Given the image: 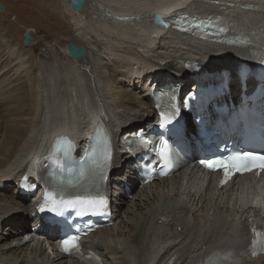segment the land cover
<instances>
[{
	"label": "bare ground",
	"instance_id": "6f19581e",
	"mask_svg": "<svg viewBox=\"0 0 264 264\" xmlns=\"http://www.w3.org/2000/svg\"><path fill=\"white\" fill-rule=\"evenodd\" d=\"M3 6L5 13L8 8ZM52 6L69 42L86 51L84 58L74 61L65 50L70 67L64 75L48 71L36 58V31L30 30L31 46H18L0 32V231L6 223L18 226L0 234V264H83L54 250L50 253L44 239L53 245L60 238V228L42 220L36 204L22 193L37 185L40 176L35 170L51 162L48 155L54 137H73L79 161L98 122L114 139L105 189L115 223L93 234L85 246L99 254L104 264H264V255L251 258L248 230L234 224L239 210L245 212L248 204L258 203L262 183L243 189L242 180L225 194L213 193L215 175L207 177L190 168L147 188L138 178L143 167L125 148V138L158 125L152 99L156 89L168 87L175 99L185 100L191 87L210 79L222 84L228 78L232 85H240L241 70H222L264 58V0H89L76 13L70 0ZM181 8L190 14L216 15L228 30L224 41L236 43L207 45L151 24L157 12L168 18ZM187 65L202 72L189 77V69L194 68ZM257 84L250 77L248 92ZM239 88L240 96L243 86ZM230 92L216 101L234 98L235 88ZM194 106L197 110L201 103ZM211 118L217 119L214 114ZM187 128L186 145L192 158H197L195 139L190 137L195 131L192 118ZM63 147L61 143L57 148ZM63 170L54 176L61 177ZM203 178L211 183L205 192ZM123 184H129L127 189ZM28 217L35 226L32 233L24 232L31 230Z\"/></svg>",
	"mask_w": 264,
	"mask_h": 264
},
{
	"label": "rangeland",
	"instance_id": "374dc122",
	"mask_svg": "<svg viewBox=\"0 0 264 264\" xmlns=\"http://www.w3.org/2000/svg\"><path fill=\"white\" fill-rule=\"evenodd\" d=\"M1 1L8 8V11L5 12L6 14L4 12H0V32L4 33V37L6 39L8 38L9 41L15 43L16 45L21 46L24 45L25 33L28 30L36 31L39 37L38 43L36 44L37 45L36 49L33 51L35 52L36 58L40 59L41 62L45 64L46 67H48L47 68L48 71L54 70L53 71L54 73L56 74L61 73V76L64 75L66 72H69L68 68L70 67L69 65L70 58L66 56L67 54L65 52V50L70 44L69 38L66 37L65 34H63L62 30L65 26L62 25L60 16L58 14L56 15L57 10L55 9V7L52 6V4L55 5L58 2V0H1ZM62 1L64 2L69 0H61V2ZM52 45L54 46L53 50L49 48ZM233 48L241 49L240 47H233ZM64 58L66 59L64 60ZM64 66H67V68ZM243 66L244 65L224 66L222 71L230 72V70L227 69H232V68L240 69ZM189 70L192 71L191 73H189V77H192L194 75L193 69H189ZM239 86L240 85L237 82L235 85H231V88H235L236 90V95L234 96V98L236 97L238 98V95L240 93ZM190 90L191 92H193L192 87L190 88ZM133 91L136 92L139 91V89H135ZM60 94L64 96L63 91ZM184 101L185 100H181L179 102V105H184ZM155 120H157L156 115L154 117V121ZM193 128H194V124H193ZM123 185H125L126 189L127 186H129V184L127 185L123 184ZM127 192L130 193L128 190ZM25 196H27V199H29L31 203L35 200L34 195H25ZM26 223L29 224L30 227L28 228H31V230L29 231L25 230L24 232L25 233L34 232L33 227L35 226L32 225L31 218L28 217ZM7 228L15 229L18 228V226L15 227L13 225L12 227L8 223H6L5 226H3V229L0 231V234L5 231L7 232L8 231ZM3 236H8V234H5Z\"/></svg>",
	"mask_w": 264,
	"mask_h": 264
},
{
	"label": "snow or ice",
	"instance_id": "6c2138e0",
	"mask_svg": "<svg viewBox=\"0 0 264 264\" xmlns=\"http://www.w3.org/2000/svg\"><path fill=\"white\" fill-rule=\"evenodd\" d=\"M185 18H181L183 20ZM158 23H164L163 21L158 20ZM181 21H177L180 23ZM192 27L197 29H204V25L201 22L191 21ZM165 26H167L165 24ZM207 27H211L208 25ZM220 32L226 31L224 28L218 29ZM228 43H236V41H228ZM74 55H78L79 53L74 49ZM170 121L166 120L165 123ZM143 139L140 143H143ZM169 145L167 141L162 143L161 155L164 160V168L170 167V158H169ZM93 156H95V152H93ZM110 159V154H105V160ZM201 163L206 164V166L210 170H222L224 173V181L226 183L231 176L235 174H244L252 171H256L257 173H264V155L257 154L251 151L241 152L234 155L229 156L228 159H213L208 161H201ZM166 174V173H165ZM86 173L83 168L80 169L78 175L75 179L68 181V184L72 187L80 186L81 182L86 179ZM94 179V174L91 177ZM57 189L59 191L63 190L62 185H58ZM51 205L49 211L56 212L58 214H63V210L66 208H76L80 207L82 209L81 214L84 212L91 210L93 213L99 212L106 206V200L103 197H81L76 196L71 199H65L64 197H60L59 199L55 198L51 192L47 193L45 196V205ZM40 211H45L44 207H41ZM253 240L251 241V246L254 249L253 255H255V249H264V231H258L255 227L252 228ZM61 249L65 253H71L73 251L79 252V244L78 237L72 236L68 239H64L61 242Z\"/></svg>",
	"mask_w": 264,
	"mask_h": 264
},
{
	"label": "water",
	"instance_id": "95a60500",
	"mask_svg": "<svg viewBox=\"0 0 264 264\" xmlns=\"http://www.w3.org/2000/svg\"><path fill=\"white\" fill-rule=\"evenodd\" d=\"M88 1L89 0H70V4L74 12L76 13V12L83 11ZM4 11H5V8L2 2L0 1V12H4ZM158 20L163 21V18L159 14L152 16L151 18L152 23L154 22L157 24H161L163 26H165V24L168 25L164 21H163L164 23H158L157 22ZM219 32L220 31L214 28H211L209 32L205 31L200 34L198 32H195L193 33V35L194 36L199 35L200 37H198V39H201V41L205 42L207 45H210V43H217V44H225L228 46H233L227 43L226 41H224L223 37H220L222 33H219ZM24 39H25L24 44L26 46H31L33 44V37H32V33L30 30H28L25 33ZM74 49L79 53L78 55H74V52H73ZM67 52L74 61H76L77 59L84 58L86 56V51L83 48L76 46L75 44H72V43H70L69 46L67 47ZM263 63H264V58L260 62H249L247 63V65L248 66L250 65V67L252 68H256L257 66L262 65ZM187 66H190V65H187ZM190 67L191 68L193 67L196 73L202 70L199 67H195V66H190Z\"/></svg>",
	"mask_w": 264,
	"mask_h": 264
},
{
	"label": "trees",
	"instance_id": "16d2710c",
	"mask_svg": "<svg viewBox=\"0 0 264 264\" xmlns=\"http://www.w3.org/2000/svg\"><path fill=\"white\" fill-rule=\"evenodd\" d=\"M28 230H30V229H28Z\"/></svg>",
	"mask_w": 264,
	"mask_h": 264
}]
</instances>
